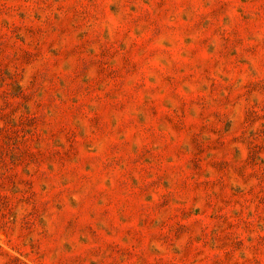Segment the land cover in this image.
<instances>
[{"label":"rangeland","instance_id":"374dc122","mask_svg":"<svg viewBox=\"0 0 264 264\" xmlns=\"http://www.w3.org/2000/svg\"><path fill=\"white\" fill-rule=\"evenodd\" d=\"M0 264H264V0H0Z\"/></svg>","mask_w":264,"mask_h":264}]
</instances>
